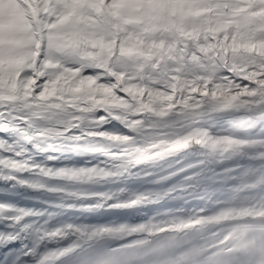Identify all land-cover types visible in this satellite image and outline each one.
<instances>
[{
  "label": "bare ground",
  "instance_id": "obj_1",
  "mask_svg": "<svg viewBox=\"0 0 264 264\" xmlns=\"http://www.w3.org/2000/svg\"><path fill=\"white\" fill-rule=\"evenodd\" d=\"M23 1L36 16L41 0ZM237 94V110L163 129L86 106L29 117L0 97V264L135 263L189 235L195 252L168 264L252 251L264 232V90Z\"/></svg>",
  "mask_w": 264,
  "mask_h": 264
},
{
  "label": "trees",
  "instance_id": "obj_2",
  "mask_svg": "<svg viewBox=\"0 0 264 264\" xmlns=\"http://www.w3.org/2000/svg\"><path fill=\"white\" fill-rule=\"evenodd\" d=\"M70 4L75 38L63 31L56 35L51 29L45 35V47L51 46L49 50L56 53L50 57L44 52L38 66L44 77L41 93L47 99H69L77 104L109 100L113 108L119 105L117 100H129L144 109L147 102L171 103L175 91L181 98L193 100L203 95L199 88H210L215 93L233 91L264 79V27L251 7L231 12L213 5L207 18L199 14L193 22H185V56L176 40L158 35L154 29L146 42L144 27L121 23L119 7H115V24L121 35L114 53L115 36L104 34L95 25L94 32L88 24L87 10L74 0ZM42 16L49 22L55 18L53 26L66 23V17L57 16L54 7H47ZM82 24L88 28L86 31ZM12 43H5L10 52L5 53L4 48L0 53V94L29 93L33 60L26 59L24 49ZM110 71L117 73L127 91L116 90ZM86 73L94 75L91 82L86 80Z\"/></svg>",
  "mask_w": 264,
  "mask_h": 264
},
{
  "label": "rangeland",
  "instance_id": "obj_3",
  "mask_svg": "<svg viewBox=\"0 0 264 264\" xmlns=\"http://www.w3.org/2000/svg\"><path fill=\"white\" fill-rule=\"evenodd\" d=\"M74 1L78 3V6L84 11L92 5L93 8L96 9L95 12L99 13L104 20L115 15V7H119L122 12L121 23L127 24L129 27L144 26V28L151 30L154 29L155 26L161 24L159 23L157 25L161 19V25L162 27L164 26L163 33L167 31L169 26L174 27L175 32H178L183 21L186 22L185 20L187 18L208 11L206 9L209 4L220 5L221 7L226 5L229 6V8H234L235 6L243 5L245 1L247 4L253 5V7H257L258 3V0H107L110 4L108 9L104 4L106 0ZM40 5L39 15L44 8L52 5L54 7V13L61 18L65 17L64 14L68 13L70 7V5L68 6L63 0H58L54 3L50 2V0H41ZM102 7L107 13L106 16L104 15L105 12L103 13ZM27 8L28 5L24 3L23 0H0V53L4 48L5 53L10 52L9 48L7 50L5 43L8 44V42H13L12 44H15V47L19 46L22 50L24 49V57L26 59L31 58L32 60L34 56L38 54V42L32 37V35L34 36L33 23L35 16H33V13L27 11ZM90 9L91 8H89V10ZM82 14L84 13L82 12ZM203 15L206 16L207 13L204 12ZM54 19L55 18L52 20ZM52 20L50 22L47 21L46 18L41 20V27H43L42 29L44 31L43 35L47 34L49 29L56 35L62 31L67 33V22H63L59 24V26L54 25V27L52 25ZM88 20V24L91 25L93 31V25H95L99 30H103L104 34L110 35L111 37L116 33L110 29L108 22L103 21L102 23H98L90 16ZM86 22L87 21H84L83 23L86 24ZM84 24H82L83 29L86 31L88 28ZM145 33L149 36V30ZM165 34L168 36L167 33ZM48 47L49 46L45 47V53L50 57L55 55L56 53L51 50L52 47H49L51 48L50 50ZM42 83L44 82H40L36 91L30 93L11 92L7 95L0 94V97L4 96L7 98L12 96L14 98L13 104L15 107H20V112L29 117L36 116L35 113L37 112L43 116L52 114L53 112L63 115L64 109L71 108L72 110L78 111L86 106L91 108L93 112H98L100 110L112 112L120 111L123 113L124 120L127 123H129L131 119L136 118L142 121L140 125L143 127L163 129L175 122L194 121L197 116L206 115L210 112L225 113L227 111L237 110L243 103L241 96L237 94L238 90L244 88L252 89L255 92L264 90V80H260L259 84L248 82L246 86H242L235 91L226 92L225 90H221L215 93V91L207 88L204 90L200 89V94L203 95L195 96L193 100L180 98L179 94L176 92L171 103L154 104L152 102H147L145 103L144 109H141L143 107L134 106L129 100H117L119 105L117 108H113V104L109 100L104 101L99 99L98 103L77 104L69 99L63 101H58L55 97L47 99L41 93ZM52 106L55 108V111H53ZM194 245L192 246V251L195 252ZM97 257H99L97 259L103 258V256ZM106 258L113 259L115 256H107L105 259L103 258V260H106Z\"/></svg>",
  "mask_w": 264,
  "mask_h": 264
},
{
  "label": "water",
  "instance_id": "obj_4",
  "mask_svg": "<svg viewBox=\"0 0 264 264\" xmlns=\"http://www.w3.org/2000/svg\"><path fill=\"white\" fill-rule=\"evenodd\" d=\"M10 188V187H9ZM11 188H13V187H11ZM15 189H17V188H15ZM18 190V189H17ZM36 195H39L38 193H35ZM33 194H31L30 196H32ZM43 196V195H42ZM48 197L49 198H51V199H59V200H61L62 198L61 197H51L50 195H48ZM67 201H69V200H66L65 202H67ZM74 204H75V202H74ZM194 235H190V237H189V239H192L193 238V240H194ZM196 243V240H194V244ZM191 252V254H193L194 253V251H190ZM189 252V253H190ZM186 256H184V257H180L179 259H183V258H185ZM188 257V256H187ZM168 263H170V262H168Z\"/></svg>",
  "mask_w": 264,
  "mask_h": 264
}]
</instances>
